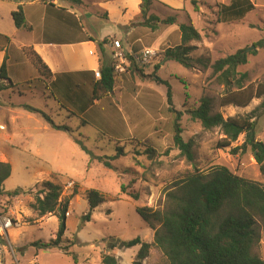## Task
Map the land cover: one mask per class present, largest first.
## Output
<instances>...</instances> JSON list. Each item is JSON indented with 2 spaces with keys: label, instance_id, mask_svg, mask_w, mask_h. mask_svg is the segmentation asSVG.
<instances>
[{
  "label": "rangeland",
  "instance_id": "1",
  "mask_svg": "<svg viewBox=\"0 0 264 264\" xmlns=\"http://www.w3.org/2000/svg\"><path fill=\"white\" fill-rule=\"evenodd\" d=\"M188 1V6L197 10L196 28L202 37L191 43L195 46L191 56H203L213 63L240 48L248 47L254 52L249 55L248 62L239 65L237 69L248 73L246 85L264 83V47L256 46L259 40L264 39V0H252L255 8L240 18L219 14L220 5L229 4L231 0H197V4ZM152 4L147 15L152 14ZM163 9L156 10L161 15L168 14ZM159 25L166 27L163 23ZM177 34L180 40L181 32H174L173 43ZM146 39L151 44V39ZM253 45L255 48L250 49ZM137 46H143V42H137ZM27 54L32 61L29 51ZM156 65H159L157 74L172 86L173 102L177 109L184 112L189 107L198 106L202 97H211L213 112H221L225 117L252 114L256 120V139L264 142V114L261 109L258 110L262 98H254L247 106H223L221 97L226 88L218 83L211 68H204L201 64L186 68L166 58L162 50L157 52L150 64H140L139 67L153 73ZM126 73L142 75L130 68L120 77ZM36 77H28L27 82L14 78L15 83L20 82V85L6 88V92L0 93V123L6 127L0 129V160L6 156L12 165L11 176L3 187L6 192L16 189L24 191L16 197H0V206L6 205L20 223L9 230L14 254L5 252V264H102V254L115 255L118 264H135L141 244L128 247L125 242L139 237L143 242L153 243L155 233L136 209H164L167 194L174 188V182L187 173L196 168L208 172L215 165H225L240 176L264 184V170H261L249 147L238 154L231 153L232 147L244 143L245 134L231 146L222 148L219 142L224 136L219 128L205 130L199 121L192 120L184 112L181 119L182 135L186 141L194 140V160L189 161L174 146L175 114L164 104L155 107L154 112L146 111L138 100V90L134 91L133 88L125 92L124 101L112 94L107 97L115 105V113L121 115V109L126 118L132 119L134 133L128 136L141 140L151 139L156 153L150 158L145 146L130 140L134 144L126 145L127 136H122L123 144L120 145L124 146L126 153L111 160L107 157L116 153V140L120 139L98 120L90 119L89 115L72 114L55 100L51 91L41 90ZM146 77L150 78L148 75ZM134 79L137 85L141 84V76H135ZM150 85L155 94H167L166 85L154 81ZM100 107L97 103L92 111H100ZM44 114L57 124L70 126L73 131L52 128ZM82 120H87L85 125H81ZM7 137L9 139L6 140ZM81 143L91 151L94 156L92 160ZM98 157L110 161L113 167H107ZM44 180H52L63 186L61 200L77 192L67 212V230L62 242V246L69 245L68 250L58 247L38 248L33 244L36 241L48 243L54 239L61 222L58 214L39 218L30 206L37 191L42 189ZM70 180L75 182V187L65 190L64 186ZM90 189L100 191L106 201L92 212L90 220H86L83 216L89 211L87 193ZM258 225L261 240L253 246L252 252L264 259V219L258 218ZM120 243L122 245L119 247ZM140 263L167 264V259L152 244L147 257L140 260Z\"/></svg>",
  "mask_w": 264,
  "mask_h": 264
},
{
  "label": "trees",
  "instance_id": "2",
  "mask_svg": "<svg viewBox=\"0 0 264 264\" xmlns=\"http://www.w3.org/2000/svg\"><path fill=\"white\" fill-rule=\"evenodd\" d=\"M72 1L75 3L82 2L81 0ZM152 1L143 0L141 10L144 25L156 30L159 23H176L175 16L164 19L155 14L147 16ZM197 2V0H192L193 4H197ZM254 8L255 4L252 0H231L229 4L220 5L219 14L228 18H240ZM12 15L16 27H28L22 5H19ZM179 30L181 42L175 47H168L164 50L166 58L175 60L186 68H192L197 64H201L204 68H211L212 75L216 76L218 83L226 88L221 97V105L247 106L254 98H262L258 110L261 109L264 114V83L246 85L248 73L239 72L237 69L239 65L248 62L249 55L254 51H250L248 47L240 48L235 53L221 57L211 63L209 58L191 56V52L195 48L191 43L202 38L195 25L193 23H181ZM1 37L6 39L7 44L10 42L8 36L0 34ZM104 42L106 41H102L100 44L103 45ZM256 46L264 47V39L259 40ZM26 51H29L33 64L38 69L45 85L50 89L52 85L50 69L32 48H28ZM130 68L131 71H139L143 76H146L137 63L133 62L128 69ZM158 68L159 65H156V71L148 76L152 81L167 86L168 109L175 114L173 122L174 146L180 150L182 155H185L189 161L194 160V140L186 141L182 135L181 119L186 112L192 120L199 121L205 130L219 128L224 136L219 142V146L222 148L231 146L242 134H245L244 143L232 147L231 153L238 154L249 147L253 151L261 170H264V142L256 139V120L252 114L225 117L221 112H213L212 98L207 96L201 98L198 106L189 107L183 112L174 106L172 86L168 80L157 74ZM100 72L101 78L93 83L92 92L89 96H84L78 90L67 89L70 84L67 85L64 93L61 94L64 104H71L76 113L82 114L96 100L107 97L114 89L119 77L112 63L102 62ZM13 86L15 85L10 82L4 60L0 67V90ZM44 116L52 128L66 132L73 131L70 126L57 124L48 115L44 114ZM86 122L82 120L83 125ZM129 140L145 146L146 153L150 158H153L156 149L151 144V139H125V144L132 146L134 143L129 142ZM122 142V140H116V153L107 158L116 160L125 155L126 149L120 145ZM82 147L92 156V160L94 156L91 151L85 145ZM98 159L104 161L103 157H98ZM104 164L107 167H113V164L108 160L104 161ZM11 173V163L0 161V197L4 195L16 197L24 192L22 189L9 192L4 190V182L11 176ZM173 186L174 188L167 194L164 209L154 210L151 207H138L136 209L155 233L153 243L143 242L139 237L125 242L128 247L141 244L137 254L138 260L135 264H141L140 260L147 257L152 244L166 257L167 264H264V259L252 252L253 246L261 240L258 218L264 219L263 183L240 176L225 165H215L208 172L196 168L176 180ZM62 191V185L52 180H44L42 189L37 191L30 203L31 208L37 212L39 218L58 214L61 219L56 237L48 243L34 242L33 244L38 248L58 247L62 250H68L69 245L62 246V242L67 230V212L71 200L77 192L74 191L73 194L61 200ZM87 199L89 211L83 217L90 220L92 212L105 202L106 198L100 191L90 189L87 193ZM101 262L102 264H118V259L112 254H102Z\"/></svg>",
  "mask_w": 264,
  "mask_h": 264
},
{
  "label": "crops",
  "instance_id": "3",
  "mask_svg": "<svg viewBox=\"0 0 264 264\" xmlns=\"http://www.w3.org/2000/svg\"><path fill=\"white\" fill-rule=\"evenodd\" d=\"M81 1V3H75L72 0H0V34L10 38L8 44L5 38H0V67L5 60L7 75L10 82L15 85L12 88L20 83H15V79L27 82L28 77L36 75L41 90L51 91L55 100L74 115L78 113L71 104H64L61 94L70 84L67 89L78 90L84 96L91 95L92 85L99 79L95 76V72L100 71L101 63L113 64V39H120L123 49L129 53L138 54L147 47L164 51L168 47L180 44L181 37L179 40L178 34L176 41L174 43L172 41L174 32L180 31L179 24L193 23L196 27L197 10H192L188 6L190 2L188 0H153L152 14L161 19L169 16L176 17V23L166 24L164 28L159 25L156 30L142 23L144 20L141 10L143 0ZM19 5H22L24 9L28 23L26 28L16 27L13 19V11ZM158 6L166 9L168 14H159ZM170 13H175V15ZM146 37L151 39V44L147 43ZM102 41L106 42L101 45ZM139 41L143 42V46H137ZM28 48H32L50 69L52 73L50 89L45 85L38 69L28 58L26 51ZM27 72L30 74H26ZM144 73L151 74L145 70ZM138 75L141 76L142 81L137 85L134 78ZM144 77L137 73L133 75L126 73L119 78L110 94L116 95L121 101H124L125 92L133 88L134 91L138 90V100L146 111L154 112L155 107L157 108L160 104L167 105L168 109L167 94L165 96L160 92L155 94L150 87L152 80ZM7 84H9L8 81ZM7 89L0 90V93L6 92ZM97 103L101 105V110L92 111ZM114 109L115 105L109 97H106V99L96 100L83 113L89 115L90 119L93 118L98 120L101 125H105V129L112 131L118 139L123 140L122 136L131 138V134L134 133L132 119L126 118L121 109H119L121 115L115 113ZM101 114L103 115L102 121L100 120ZM0 125L3 124L0 123ZM5 139H9V137ZM4 157L0 161L9 162L6 156Z\"/></svg>",
  "mask_w": 264,
  "mask_h": 264
},
{
  "label": "built area",
  "instance_id": "4",
  "mask_svg": "<svg viewBox=\"0 0 264 264\" xmlns=\"http://www.w3.org/2000/svg\"><path fill=\"white\" fill-rule=\"evenodd\" d=\"M112 45L114 47L112 51L113 66L117 76L126 72L133 62L138 65L150 64L158 52L156 49L149 47L144 48L138 54L126 52L120 39H113ZM95 76L101 78V72L96 71ZM0 129H5V126L0 125ZM73 187H75V182L70 180L66 183L64 189L70 190ZM19 224V220L14 217V213L6 205L0 206V264H5L4 254L6 251L14 254L9 230L19 226Z\"/></svg>",
  "mask_w": 264,
  "mask_h": 264
},
{
  "label": "water",
  "instance_id": "5",
  "mask_svg": "<svg viewBox=\"0 0 264 264\" xmlns=\"http://www.w3.org/2000/svg\"><path fill=\"white\" fill-rule=\"evenodd\" d=\"M255 48V46L253 45L250 49H254ZM122 245V243H120V245H119V247Z\"/></svg>",
  "mask_w": 264,
  "mask_h": 264
}]
</instances>
